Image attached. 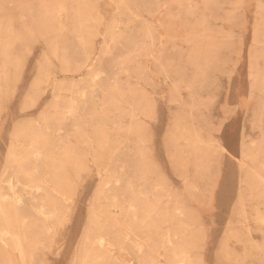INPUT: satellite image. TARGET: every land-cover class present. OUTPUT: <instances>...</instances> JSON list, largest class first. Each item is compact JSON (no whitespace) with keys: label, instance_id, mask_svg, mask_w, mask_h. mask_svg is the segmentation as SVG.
<instances>
[{"label":"rangeland","instance_id":"374dc122","mask_svg":"<svg viewBox=\"0 0 264 264\" xmlns=\"http://www.w3.org/2000/svg\"><path fill=\"white\" fill-rule=\"evenodd\" d=\"M0 264H264V0H0Z\"/></svg>","mask_w":264,"mask_h":264},{"label":"bare ground","instance_id":"6f19581e","mask_svg":"<svg viewBox=\"0 0 264 264\" xmlns=\"http://www.w3.org/2000/svg\"><path fill=\"white\" fill-rule=\"evenodd\" d=\"M129 261H131V260H129Z\"/></svg>","mask_w":264,"mask_h":264}]
</instances>
